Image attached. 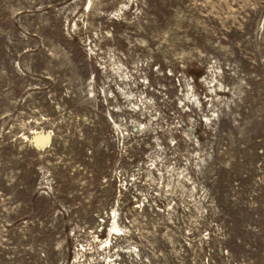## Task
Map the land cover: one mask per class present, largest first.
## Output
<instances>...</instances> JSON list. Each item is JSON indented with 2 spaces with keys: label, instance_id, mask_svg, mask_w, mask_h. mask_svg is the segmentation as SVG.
Returning a JSON list of instances; mask_svg holds the SVG:
<instances>
[{
  "label": "rangeland",
  "instance_id": "rangeland-1",
  "mask_svg": "<svg viewBox=\"0 0 264 264\" xmlns=\"http://www.w3.org/2000/svg\"><path fill=\"white\" fill-rule=\"evenodd\" d=\"M0 264H264V0H0Z\"/></svg>",
  "mask_w": 264,
  "mask_h": 264
},
{
  "label": "bare ground",
  "instance_id": "bare-ground-1",
  "mask_svg": "<svg viewBox=\"0 0 264 264\" xmlns=\"http://www.w3.org/2000/svg\"><path fill=\"white\" fill-rule=\"evenodd\" d=\"M51 140L50 131H36L32 136L28 138L29 143L34 145L36 149H40L41 146H46L47 142ZM40 147V148H39ZM42 149V148H41Z\"/></svg>",
  "mask_w": 264,
  "mask_h": 264
}]
</instances>
